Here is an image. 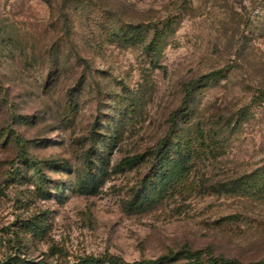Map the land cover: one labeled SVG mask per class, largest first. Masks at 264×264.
<instances>
[{
	"label": "rangeland",
	"instance_id": "obj_1",
	"mask_svg": "<svg viewBox=\"0 0 264 264\" xmlns=\"http://www.w3.org/2000/svg\"><path fill=\"white\" fill-rule=\"evenodd\" d=\"M223 70L185 99L183 83ZM259 90L264 0H0V264H264V190L203 187L264 168ZM177 113L216 129L222 155L197 190L132 209L155 164L115 167ZM88 151L108 172L96 196L76 191Z\"/></svg>",
	"mask_w": 264,
	"mask_h": 264
},
{
	"label": "trees",
	"instance_id": "obj_2",
	"mask_svg": "<svg viewBox=\"0 0 264 264\" xmlns=\"http://www.w3.org/2000/svg\"><path fill=\"white\" fill-rule=\"evenodd\" d=\"M167 28L168 26L164 30L155 32L147 46V52L153 51L151 47L154 50L158 49L156 51L159 53L162 52L165 46L164 39L168 36L169 30ZM224 72V70L222 72H212L203 76L201 80H191L183 83L181 91L185 99L193 96L196 88L201 83L215 78L218 79ZM252 103L256 105L264 103V90L258 91ZM249 116V108H243L238 113L235 124H242ZM226 120V122H222V126L221 128L218 127V130L231 126L232 120ZM202 130H204L202 122L193 124L192 118H188L184 113L172 115V128L156 147L148 149L149 151L147 150L143 154L126 157L115 167L116 171L126 172L138 167L147 159L152 160L155 164V173L150 172V175L136 187L137 192L134 194L130 208L138 210L150 205L156 194L152 196V192L149 190H161L163 195L168 190H197L196 175L200 168L205 166L207 156L211 155L213 159H217L222 155L220 150L224 147L221 141H216L219 134L216 129L209 133ZM207 141L210 142V145L206 144ZM21 152L24 153V150L22 149ZM92 158V154L88 151L84 163L87 172L76 186L78 188L76 191L79 194L98 195L104 179L108 175L107 171H103V175L93 172L95 164ZM203 187H205V190H264V168L236 179H222L212 182L208 178Z\"/></svg>",
	"mask_w": 264,
	"mask_h": 264
}]
</instances>
